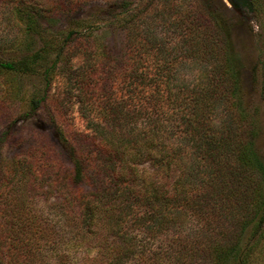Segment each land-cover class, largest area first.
I'll use <instances>...</instances> for the list:
<instances>
[{
    "label": "trees",
    "instance_id": "trees-1",
    "mask_svg": "<svg viewBox=\"0 0 264 264\" xmlns=\"http://www.w3.org/2000/svg\"><path fill=\"white\" fill-rule=\"evenodd\" d=\"M85 1L54 0L50 7L18 1L15 7L29 35L44 25L43 20L71 14ZM153 1L138 6L112 4L113 14L106 21L123 26V55L119 53L118 59L105 44L96 46L91 23L77 24L58 43L45 41L36 52L17 59L3 58L6 50L0 47L1 68L16 74L40 73L45 83L30 99L29 116L46 103L58 65L73 44H78L82 58L86 53L93 57L94 68L82 66L75 75L79 90L88 85L85 78L93 80L94 73L99 74L93 85L98 89L99 122L90 117L93 107L81 106L89 133H76L70 139L57 130L68 146L64 162L56 159L60 164L56 165L54 154L35 147L7 164L11 189L0 192V200L12 205L0 204V264H29L25 255L34 251L31 239L52 235L47 223L36 220L30 204L54 189L63 192L62 202L52 204L62 222L53 223L70 234L74 230L83 243L107 238L101 250L112 248L113 257L103 264L132 263L131 257L141 251L131 234L133 228L160 231L169 225L177 229L192 214L211 215L213 220L217 215L221 222L199 237V248L208 250L206 264H264V162L253 149L254 124L239 99L237 61L228 36L209 0H180L181 4L169 7L173 8L169 21H163L172 30L163 31L179 39L172 44L157 30L155 19L162 5ZM228 1L236 11L264 9L260 0ZM141 54L154 59L152 100L158 110L145 118L112 96L118 79L125 83L143 76L139 62L145 58L136 59ZM181 69L192 76L190 81L179 77ZM143 165L164 173L176 169L178 174L170 186L146 182L138 175ZM0 179L3 184L8 178L1 173ZM137 210L142 217L133 218ZM247 231L252 239L242 247ZM62 253L57 264H70L69 256Z\"/></svg>",
    "mask_w": 264,
    "mask_h": 264
},
{
    "label": "rangeland",
    "instance_id": "rangeland-1",
    "mask_svg": "<svg viewBox=\"0 0 264 264\" xmlns=\"http://www.w3.org/2000/svg\"><path fill=\"white\" fill-rule=\"evenodd\" d=\"M18 1L25 5L32 2H35L33 4L46 3L49 7L54 3V0H0V47L6 50L3 53V58L6 60L30 55L40 49L45 41L53 40L54 43H58L67 29L84 23L92 24L94 35L92 39L96 46L105 44L118 55V59L123 55V26L120 23L106 21L108 14L110 12H112L111 15L113 14L114 10L109 11L113 9L112 4L120 6L126 2L138 6L152 2V0H114V3L107 5L103 0H86L82 7L71 14L56 16L47 22L43 20L44 25L28 35L24 32V27L16 13L15 6ZM179 1L154 0L152 3L157 6L162 5V10L158 12L155 19L157 30L159 34L169 38L167 41L172 44L178 42L179 39L176 35L163 31V29L172 31L163 21H169V15L173 13V8L169 7H175L180 3ZM209 1L224 27L232 53L237 61L240 82L239 99L244 112L251 117L254 124L253 149L264 162V9L262 12L255 9L236 11L228 0ZM260 1L264 4V0ZM77 47L78 44L75 43L67 51L64 61L59 63L58 70L53 77V84L46 103L37 113L30 116L26 115L29 112L30 99L43 89V84H45L41 80L40 73L16 74L0 67V170L4 171L0 174L8 178L3 184L0 181V192H8L11 189L12 181L9 179L11 178L10 172L6 166L11 160L22 158L25 155L23 150L44 147L54 154L56 165H60L56 159L64 162L68 146L60 140L57 130L60 128L70 139L76 133H89L80 113L81 106L93 107V109L90 108L92 110L90 117L93 116L94 120L98 121L99 112L96 109L98 89L94 90L93 85H95V78H99V74L95 72L93 80L85 78L88 85H84L83 90H79L81 86L77 85L76 79L78 78L75 75L82 71V66L86 69H92L94 66L91 63L93 57H88L90 53H86L83 59ZM51 58L52 56L47 59L46 64L49 65L52 62ZM143 58L145 59L142 63L139 62V68L144 77L141 75L138 79L123 83V79L119 76L121 80L118 79L115 82L112 96L117 101L124 102L130 110L140 111L142 118H145L155 116L158 110H155L152 100L154 87L151 83L155 70L154 59L151 55L136 56L137 60ZM120 60L123 63V57ZM182 70L178 73L179 77H182L185 82L190 81L192 76ZM88 75L87 72L84 77ZM177 174L176 169L164 173L148 165L138 167V175L144 178V181L153 180L156 184L166 183L167 186L172 184ZM60 192L63 191L54 189L52 193L45 195L44 199L35 201L34 205L30 204L32 213H36L38 217L36 220L41 224L47 223L54 232L51 236L42 234L37 240L32 241L31 239L35 245L34 251L29 255L24 254L28 256L29 264H57L62 252L69 256L67 262L70 264L108 262L113 257L112 248L109 252L101 250L103 247L101 244L107 243V238L96 237L83 243L74 230L73 234H70V230H64V226L63 231L61 227L58 228L62 221L58 218V210H55L52 204L56 206L62 202ZM0 204L12 205L6 200H0ZM138 216L142 217L141 210H137L133 218ZM58 220V225L53 223ZM183 221V226L177 229H172L169 225H165L160 231L147 230L146 227L139 226L133 228L131 234L140 244L141 251L131 257L132 263L129 264H206L208 250L204 251L202 245L199 248L201 241L199 237L207 228H218L221 222L217 215L213 220L211 215L206 218L205 216L195 217L194 214ZM178 222H180L179 219ZM133 225V223L129 224L128 228L130 229ZM60 229L61 232H59ZM69 235L73 236L69 238ZM251 239L249 231L245 232L241 246L247 245ZM5 248L1 251L5 252ZM262 249L263 255L264 246Z\"/></svg>",
    "mask_w": 264,
    "mask_h": 264
}]
</instances>
